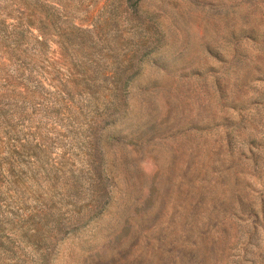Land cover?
I'll return each instance as SVG.
<instances>
[{
	"label": "rangeland",
	"instance_id": "rangeland-1",
	"mask_svg": "<svg viewBox=\"0 0 264 264\" xmlns=\"http://www.w3.org/2000/svg\"><path fill=\"white\" fill-rule=\"evenodd\" d=\"M0 264H264V0H0Z\"/></svg>",
	"mask_w": 264,
	"mask_h": 264
},
{
	"label": "trees",
	"instance_id": "trees-1",
	"mask_svg": "<svg viewBox=\"0 0 264 264\" xmlns=\"http://www.w3.org/2000/svg\"><path fill=\"white\" fill-rule=\"evenodd\" d=\"M120 86H121V88H123L124 87V84H121Z\"/></svg>",
	"mask_w": 264,
	"mask_h": 264
}]
</instances>
